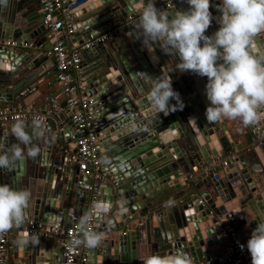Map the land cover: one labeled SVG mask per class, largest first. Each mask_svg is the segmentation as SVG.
<instances>
[{
  "label": "water",
  "instance_id": "95a60500",
  "mask_svg": "<svg viewBox=\"0 0 264 264\" xmlns=\"http://www.w3.org/2000/svg\"><path fill=\"white\" fill-rule=\"evenodd\" d=\"M184 2L182 9L175 5L174 10H187ZM220 2L210 0L214 19L206 35L219 28L216 5ZM66 5L74 33L64 46L70 43L81 48L91 36L139 14L141 0H68ZM45 14L42 0H6L0 4V40L11 37L50 51L43 25ZM138 35L137 28H131L118 35L119 47L113 39L110 50L99 45L80 49L77 80L94 113L100 161L110 175L97 182L94 192L76 188L77 170L64 163L61 145L72 149L76 140L70 115L66 116V101L59 105L61 114L45 110L51 99L42 91L48 84L46 79L12 95L6 86L10 76L19 74L23 67L30 68L34 58L31 51L0 46V110L24 109L44 116L48 126L43 137L33 140L39 154L17 161L11 171L0 168V184L30 190L28 218L38 219L45 226L67 228L72 220L69 209L80 218L93 206V231L103 233L104 240L88 249L87 264H143L150 254L165 255L178 249L189 254L193 264H201L220 254L212 249L213 243L223 241L222 227L246 235L264 221V140L257 137L264 122L247 127L249 146L244 148L238 139H232L223 119L207 122V78L181 72L176 68L178 58L164 54L159 43L144 45L136 39ZM251 51L254 55L264 53V34L254 39ZM141 72L154 79L170 78L185 105L183 110L156 115L147 99L152 81ZM30 81L28 76L21 85ZM26 94L34 95L38 110L34 111L32 104H21ZM64 115L68 120L63 122ZM32 121H25L29 132ZM11 126H0V143L6 147L18 143L10 134ZM233 152L236 154L226 166L214 164L224 153ZM200 170L202 176L196 182L188 179ZM29 177L38 179L37 188ZM255 184L260 194L254 191ZM97 208L103 209L98 216ZM207 221L212 227L204 226ZM166 223L169 233L164 229ZM8 232L7 264L62 263L57 239L33 238L22 226Z\"/></svg>",
  "mask_w": 264,
  "mask_h": 264
},
{
  "label": "clouds",
  "instance_id": "9594fccd",
  "mask_svg": "<svg viewBox=\"0 0 264 264\" xmlns=\"http://www.w3.org/2000/svg\"><path fill=\"white\" fill-rule=\"evenodd\" d=\"M186 3L187 10L170 11L157 7L156 0L146 3L141 0L136 39L146 46L159 43L164 54L178 58L176 68L181 72L207 78V122L239 119L245 127L264 122V53L254 55L251 51L254 39L264 34V0H221L216 5L220 12L219 28L210 36L205 34L214 19L210 0H186ZM0 4H6V0H0ZM142 75L152 81L147 99L156 115L167 116L183 110L185 105L173 90L170 78ZM171 100L176 103L171 104ZM47 127L43 120L33 119L29 132V125L17 118L10 134L18 143L7 147L0 143V168L11 171L17 161L35 158L40 148L33 140L43 137ZM30 200V190L0 184V234L28 219ZM102 211L97 208L95 215ZM91 219V214L80 218L72 246L93 249L101 245L104 234L89 230ZM244 247L240 245L241 250ZM246 247L251 264H264V221L253 229ZM143 264H193V258L178 249L165 255L150 254Z\"/></svg>",
  "mask_w": 264,
  "mask_h": 264
},
{
  "label": "built area",
  "instance_id": "2783aa9c",
  "mask_svg": "<svg viewBox=\"0 0 264 264\" xmlns=\"http://www.w3.org/2000/svg\"><path fill=\"white\" fill-rule=\"evenodd\" d=\"M68 0H42L43 10L46 12L43 25L46 27L48 42L51 45L49 54L53 58L55 64V78L61 85L62 92L65 94V101L70 114V120L73 125V134L75 135L74 147L65 151L67 162L77 170L76 188L85 191H95L97 182L110 178L108 172L100 161L98 151V137L93 126L94 113L90 109L89 100L84 95H80L74 80L78 81L81 71L80 49H91L95 45L104 44L111 38L115 37L119 32H125L137 25L139 14L131 15L127 19L120 22L118 27L107 29V31L99 34L84 43L81 48H74L68 51L64 46L66 40L70 39L74 33L71 16L68 13ZM185 0H158L157 7L161 9H171L176 4L183 3ZM56 12L55 15L52 12ZM1 47L10 49H32L33 46L28 42H17L15 40H0ZM78 92H77V91ZM20 118L24 121L30 118L46 121L42 115L31 114L24 109L4 108L0 110V125L15 123ZM257 137L264 140V128L257 132ZM233 156V155H232ZM230 156L228 161H231ZM218 160V159H217ZM219 161V160H218ZM214 161V164H222L226 166L229 162L221 160L220 163ZM86 176L89 183L83 181ZM200 177L202 174L199 175ZM198 176L190 174L188 179L196 182ZM92 215V219L88 224L89 230L93 231L94 226V210L91 206L84 215ZM69 215L72 217L71 225L67 228H56L50 225H43L40 220L28 218L22 225L23 229L32 235L33 238L44 236L46 238H55L62 248L61 264H87L86 255L89 248L86 246L74 247L71 241L76 233L78 220L82 217L74 215L72 209H69ZM19 226V227H20ZM17 228V227H15ZM251 234L241 235L229 226H224L220 230V237L226 242V246L222 248L218 256L212 257L210 260L201 264H251L250 253L247 251V241ZM9 232L0 234V264L8 263V241ZM240 245H244L241 250Z\"/></svg>",
  "mask_w": 264,
  "mask_h": 264
},
{
  "label": "crops",
  "instance_id": "0c3cea01",
  "mask_svg": "<svg viewBox=\"0 0 264 264\" xmlns=\"http://www.w3.org/2000/svg\"><path fill=\"white\" fill-rule=\"evenodd\" d=\"M184 3L185 2L176 4V5H178V7H180L182 9L184 7L183 6ZM174 7H176V6H174ZM174 7L171 8V9H169V10L170 11L171 10H174L175 9ZM140 10H142V8ZM101 15L102 14H100L99 16H101ZM133 15H138V14H133ZM82 24L84 25V24H86V22L85 23H82ZM135 28H136V26H135ZM121 33L122 32L117 33V35L115 37L111 38L110 40H108L104 44H100L99 46L104 47V48H107L108 47L109 50H110V48H112L111 41L113 39H115V44H116V46L119 47V43L117 42L116 39H117L118 35L121 34ZM6 40H15V39L9 37ZM48 44H46L45 46L47 47ZM67 48H68V51H70V52L73 51V47L71 46L70 43L68 44V47ZM25 51H31L32 54H33L32 58H34V59L31 60V67L30 68L23 67V70L19 74L10 76L9 83L6 84V86L9 89H11L10 90V93L12 95H15V94H18L20 91H23L25 89V87H30V85L32 83H34L36 81H41V80L44 81L43 79H46V81H48L47 82L48 84H47L46 87H44L43 89L41 88V89H42V91L45 94H47V95L50 94L51 95V99L49 100V103L46 104L45 110L47 112H49L51 110H55V112H57V114H61L60 113V109H59V107H60L59 105H60V103H62L65 100V94L62 92L61 85L56 81V78H55V64L53 63L54 62L53 61V58L49 54V50L44 49L43 46L40 45V46L33 47L30 50L29 49H25ZM42 59H45V60L43 61ZM28 76L31 77L32 81L28 82V85H26V86L25 85H21V83ZM74 82H75V85H76L78 91L81 92L80 95L84 96L83 90H82L79 82L76 81V80H74ZM33 99H34V95L33 94H26V96H24V98L22 97V100H24L25 102L23 101L21 104L22 105L32 104L33 110L36 111V110H38V108H37V102L36 103H33ZM65 110H66V116L68 117L70 115L69 114V110L67 108H65ZM139 114H141V116H142V111H139ZM66 116L64 115L63 122L68 120ZM223 121H224V123H225V125H226V127H227V129L229 131V133L231 134L232 139H238L239 140V143L242 144V146L244 148L247 147V146H249V142L245 138V134H246V132H248V129H247V127H245L241 123V121L239 119H237V120H230V119L224 118ZM12 124L13 123H9V124H6V125H12ZM59 130H60V125H58V131ZM162 136H164V133H163ZM253 147L254 146H252V149H254ZM60 148L63 149L64 153H65V151L67 149H69L68 146L65 143H63ZM152 152H153V150H152ZM232 154L235 155L236 153H234V152L233 153H229V154L224 153L222 157H219L218 158L219 161L217 159L215 161H218L219 163H220L221 160H227L228 161L229 160L228 158L230 156H232ZM65 156H66V154H65ZM64 163H66V164L68 163L67 162V157H66V160H64ZM201 170L194 172L193 175L199 176L201 174ZM68 176L70 177L71 175L69 174ZM29 178H31L30 180L33 179V181L35 183L34 186L37 188L38 185H39L38 179H36L35 177H29ZM83 180H84V182L87 181L86 176L83 177ZM28 182H29V179H28ZM254 191L257 192L258 194H260L259 193L260 191L257 190V184H255ZM70 207L72 208V205H70ZM30 218L33 219V217H30ZM155 225H157L156 221H155ZM164 226H165L164 227L165 231L167 233H169L170 232V225H169V223L164 224ZM204 226L206 228L209 227V226L212 227V225H211V223L209 221H207L206 223H204ZM223 244H224L223 241L222 242L217 241L216 243H213V249L212 250L215 253H219L222 250V248H223ZM8 245H9V241H8ZM55 249L56 248H53V246H51V250L55 251ZM142 254H144V250L143 249L140 250V255H142Z\"/></svg>",
  "mask_w": 264,
  "mask_h": 264
},
{
  "label": "rangeland",
  "instance_id": "374dc122",
  "mask_svg": "<svg viewBox=\"0 0 264 264\" xmlns=\"http://www.w3.org/2000/svg\"><path fill=\"white\" fill-rule=\"evenodd\" d=\"M247 133V132H246ZM245 138H246V135H245ZM246 140L249 142V140L246 138Z\"/></svg>",
  "mask_w": 264,
  "mask_h": 264
}]
</instances>
